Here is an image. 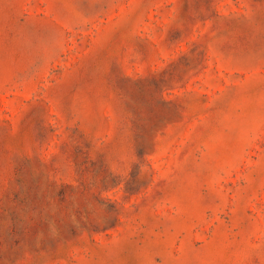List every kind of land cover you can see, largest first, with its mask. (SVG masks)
Here are the masks:
<instances>
[{
  "label": "rangeland",
  "instance_id": "obj_1",
  "mask_svg": "<svg viewBox=\"0 0 264 264\" xmlns=\"http://www.w3.org/2000/svg\"><path fill=\"white\" fill-rule=\"evenodd\" d=\"M0 264H264V0H0Z\"/></svg>",
  "mask_w": 264,
  "mask_h": 264
}]
</instances>
